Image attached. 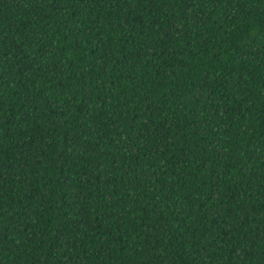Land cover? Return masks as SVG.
Instances as JSON below:
<instances>
[{"label": "trees", "instance_id": "1", "mask_svg": "<svg viewBox=\"0 0 264 264\" xmlns=\"http://www.w3.org/2000/svg\"><path fill=\"white\" fill-rule=\"evenodd\" d=\"M0 264H264V0H0Z\"/></svg>", "mask_w": 264, "mask_h": 264}]
</instances>
